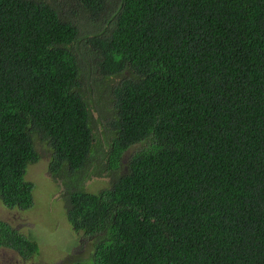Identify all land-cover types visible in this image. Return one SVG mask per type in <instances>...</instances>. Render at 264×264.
Returning a JSON list of instances; mask_svg holds the SVG:
<instances>
[{
  "label": "trees",
  "instance_id": "trees-1",
  "mask_svg": "<svg viewBox=\"0 0 264 264\" xmlns=\"http://www.w3.org/2000/svg\"><path fill=\"white\" fill-rule=\"evenodd\" d=\"M34 140L80 177L72 264H264V0H0L7 208L32 205ZM1 246L39 247L0 219Z\"/></svg>",
  "mask_w": 264,
  "mask_h": 264
},
{
  "label": "rangeland",
  "instance_id": "rangeland-1",
  "mask_svg": "<svg viewBox=\"0 0 264 264\" xmlns=\"http://www.w3.org/2000/svg\"><path fill=\"white\" fill-rule=\"evenodd\" d=\"M93 118L99 113L93 109ZM98 136L99 133H96ZM38 159L27 167L25 178L33 184L32 205L28 209L18 206L7 208L0 202V219L9 223L29 239L38 241V252L23 258L14 249L0 247V264H72L76 258L87 256L92 249V237L75 229L67 219L65 211V185L79 183L76 173L62 172L55 176L50 167L51 152L38 140H34ZM136 146L128 148L123 160ZM95 163L88 164L81 171L79 188L97 193L109 184V179Z\"/></svg>",
  "mask_w": 264,
  "mask_h": 264
}]
</instances>
